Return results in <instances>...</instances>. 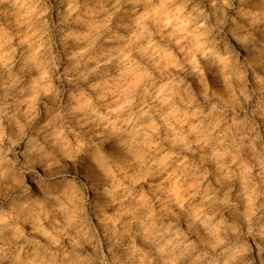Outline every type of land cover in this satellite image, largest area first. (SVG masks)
Returning a JSON list of instances; mask_svg holds the SVG:
<instances>
[{
	"label": "clouds",
	"instance_id": "9594fccd",
	"mask_svg": "<svg viewBox=\"0 0 264 264\" xmlns=\"http://www.w3.org/2000/svg\"><path fill=\"white\" fill-rule=\"evenodd\" d=\"M0 264H264V0H0Z\"/></svg>",
	"mask_w": 264,
	"mask_h": 264
}]
</instances>
